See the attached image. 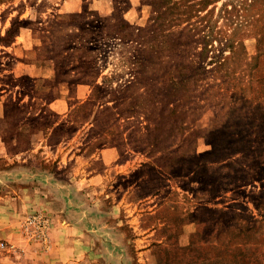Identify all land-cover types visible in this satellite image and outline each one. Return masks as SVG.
Returning <instances> with one entry per match:
<instances>
[{"label": "rangeland", "instance_id": "1", "mask_svg": "<svg viewBox=\"0 0 264 264\" xmlns=\"http://www.w3.org/2000/svg\"><path fill=\"white\" fill-rule=\"evenodd\" d=\"M0 264H264V0H0Z\"/></svg>", "mask_w": 264, "mask_h": 264}, {"label": "trees", "instance_id": "2", "mask_svg": "<svg viewBox=\"0 0 264 264\" xmlns=\"http://www.w3.org/2000/svg\"><path fill=\"white\" fill-rule=\"evenodd\" d=\"M142 68H145V65L142 66ZM139 84V82H137ZM133 86V85H132ZM163 93L162 94V97L160 98V100L158 101L159 104H161V108L164 109L168 104H170V101H174V100H171V98H175V93L174 94H171V93H164L162 90H159L158 93ZM148 95H146L145 98H147ZM171 97V98H169ZM149 98H153V96H150L149 95ZM170 115L175 118V114L174 113H170ZM178 129H180V135H182L181 137V141L182 142H185L189 139H192V137L194 136V132L191 131V132H188L187 134H184V130L185 128H182V126H180ZM181 142V143H182ZM180 148H181V144H180Z\"/></svg>", "mask_w": 264, "mask_h": 264}]
</instances>
